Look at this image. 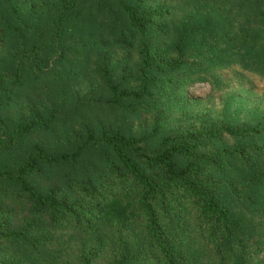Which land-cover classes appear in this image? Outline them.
<instances>
[{
  "label": "trees",
  "instance_id": "trees-1",
  "mask_svg": "<svg viewBox=\"0 0 264 264\" xmlns=\"http://www.w3.org/2000/svg\"><path fill=\"white\" fill-rule=\"evenodd\" d=\"M8 1L15 16L19 2L33 4ZM169 1L144 0L140 7L117 0L140 37L139 86L121 90L106 75L111 104L148 99L161 105L179 103L191 85L210 81L213 72L232 66L264 79V55L232 32L202 35L201 47L187 55L184 28L172 52L152 50L150 33H164L172 13ZM64 20L61 12L59 30ZM15 28L0 22L3 50ZM252 40L264 48L263 35ZM242 44L249 49L240 51ZM9 74L0 84L7 76L16 83L21 72L17 68ZM220 81L224 87L226 82ZM155 89H162L161 96ZM258 112L260 120L244 127L218 120L159 137L157 125L138 136L121 129H102L97 136L85 130V141L71 151L48 154L33 146L20 162L0 164V264H263L264 241L245 245L244 220L223 200L222 191L224 184L237 190L224 178L233 166L249 174L264 158V111ZM38 125L45 122L36 116L7 130L0 119V150L12 149L22 134ZM87 145H104L110 151L103 153L104 169L95 178L69 180L66 186L47 190L30 183L31 176L42 173V165L74 162Z\"/></svg>",
  "mask_w": 264,
  "mask_h": 264
},
{
  "label": "rangeland",
  "instance_id": "rangeland-1",
  "mask_svg": "<svg viewBox=\"0 0 264 264\" xmlns=\"http://www.w3.org/2000/svg\"><path fill=\"white\" fill-rule=\"evenodd\" d=\"M30 1L31 6L19 2L15 16L9 1L0 0V22L16 26L7 34L5 50L0 47V78L17 68L21 72L16 83L7 76L6 83L0 84V119L5 121L7 130L36 116L45 125L22 134L12 149L0 150L1 165L20 162L33 146L42 147L48 154L71 151L85 141L82 136L85 130L97 136L102 129H121L138 136L152 132L157 125L155 135L159 137L181 127L204 128L217 124L218 120L239 127L260 120L257 111H264V79L237 66L217 70L213 77L208 72L210 81L187 88L186 99L180 104L161 105L150 99L126 100L124 106L111 104L107 100L111 92L106 75L121 90L139 86L140 37L134 34L117 0ZM124 1L144 7V0ZM169 3L172 13L164 33L154 29L150 33L155 52H172L173 43L185 28L187 55L201 47L202 35L208 32L218 35L232 32L245 37L251 49L264 55V48L252 40L257 34L264 36L263 0H170ZM61 12L65 20L59 30ZM248 45L242 44L239 50H248ZM220 80L226 82L224 87L220 86ZM155 93L161 96L162 89H155ZM227 143L232 145L233 141ZM103 153L110 154L106 146L87 145L76 161L42 165V173L31 176L29 181L47 190L66 186L69 180L95 178L104 169ZM262 172L264 158L256 172L246 174V170L233 166L231 173L224 175L237 190L222 185L223 200L242 216L241 236L246 246L264 241ZM252 176L254 179L250 180ZM262 259L264 264V253Z\"/></svg>",
  "mask_w": 264,
  "mask_h": 264
}]
</instances>
